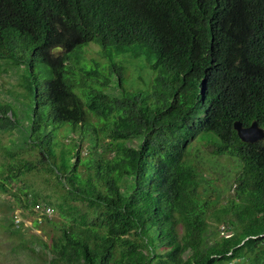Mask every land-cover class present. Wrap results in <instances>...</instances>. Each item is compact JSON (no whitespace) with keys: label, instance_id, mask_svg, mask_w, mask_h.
Returning <instances> with one entry per match:
<instances>
[{"label":"trees","instance_id":"1","mask_svg":"<svg viewBox=\"0 0 264 264\" xmlns=\"http://www.w3.org/2000/svg\"><path fill=\"white\" fill-rule=\"evenodd\" d=\"M95 41L145 57L150 89L83 63ZM1 60L24 70L0 102V134H18L0 171L15 202L0 204L13 231L18 207L58 213L34 221L47 264H264V140L234 128L264 127V0H0ZM198 140L238 159L228 196L195 163ZM34 150L51 195L11 186L38 169L20 153Z\"/></svg>","mask_w":264,"mask_h":264},{"label":"rangeland","instance_id":"2","mask_svg":"<svg viewBox=\"0 0 264 264\" xmlns=\"http://www.w3.org/2000/svg\"><path fill=\"white\" fill-rule=\"evenodd\" d=\"M61 51V49L55 50L57 53ZM103 52L109 57H104ZM76 54L77 56L81 54L84 58L83 63H88V61L90 62L92 60L99 62L102 67L101 72L104 75L117 77L118 72H121L124 78V86L130 91H147L153 83L155 72L152 71L143 56L134 58L128 53L117 54L114 48L105 50L97 41L91 42L90 45L79 50ZM35 63L41 71L48 72V68L41 61L37 60ZM90 63L93 64V61ZM10 65L11 63L7 64L5 61H0V102L14 99L7 92L10 89H21L19 87L21 81L20 75L24 67ZM13 104L16 109H20L17 105L18 103ZM68 127L67 125L63 126L56 132V135H66L64 138H60L65 142H71L72 133ZM17 135L16 132L0 134V171L1 169L5 170L6 165L11 160L7 155L6 148L10 146L11 140L16 139ZM81 149L82 156H86V144ZM193 152L195 154V163L209 177L215 178V183L223 196L226 197L232 193L234 178L240 170L238 159L228 155L214 156L211 153V146L199 140L194 142ZM20 153L21 156L28 160H34L39 163L40 153L37 150H34L32 153L25 151H20ZM67 157L73 164L75 163V158L72 155L67 154ZM38 166V169L32 173L22 175L18 181L12 182L11 186L14 189L20 186H27L29 189H34L43 195H51V189L53 184H55L56 178L44 172L43 168L45 166H42L41 163ZM47 177L50 178L49 182H46ZM5 200L15 202L11 194L0 190V203ZM7 209L8 205L0 204V264H47L50 258L46 250L49 244L48 230H45L41 226H34L35 213L32 214L25 211V214L22 215V226L13 231L12 218L9 217L10 214H8ZM22 210L21 207H18L15 211L20 213ZM52 218H59L56 211L52 215ZM14 226L17 228L20 225L16 223ZM220 228L222 229V234L227 233L223 230L224 226Z\"/></svg>","mask_w":264,"mask_h":264},{"label":"water","instance_id":"3","mask_svg":"<svg viewBox=\"0 0 264 264\" xmlns=\"http://www.w3.org/2000/svg\"><path fill=\"white\" fill-rule=\"evenodd\" d=\"M234 128L238 136L244 142L255 143L264 140V127L258 120H254L250 125H244L241 120L234 121Z\"/></svg>","mask_w":264,"mask_h":264},{"label":"built area","instance_id":"4","mask_svg":"<svg viewBox=\"0 0 264 264\" xmlns=\"http://www.w3.org/2000/svg\"><path fill=\"white\" fill-rule=\"evenodd\" d=\"M32 209H33L32 214L35 213V215H36V217L34 218V221L38 220L39 222L42 221L44 215L51 216L54 213V209L44 202H39V203L35 204ZM29 213H31V212H29ZM22 215H23L22 211L20 213L15 212V215H14L15 224L16 223L18 225L22 224V218H23ZM33 225H34V222H33Z\"/></svg>","mask_w":264,"mask_h":264}]
</instances>
